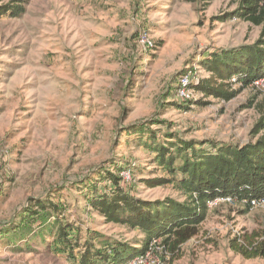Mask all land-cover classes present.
I'll return each mask as SVG.
<instances>
[{
	"label": "rangeland",
	"instance_id": "rangeland-1",
	"mask_svg": "<svg viewBox=\"0 0 264 264\" xmlns=\"http://www.w3.org/2000/svg\"><path fill=\"white\" fill-rule=\"evenodd\" d=\"M0 5L22 9L0 17V231L19 222L29 199L43 198L60 206L68 223L80 229L79 237L96 232L139 248V231L107 223L90 208L96 191L107 192L102 174L119 173L135 198L182 202V191L173 185L147 184L167 178L147 145L193 141L210 150L258 137L250 131L264 87L243 88L227 102L198 91L189 102L175 97L182 74L209 77L200 62L211 52L258 39L260 27L230 16L236 0ZM151 123L155 138L147 130L135 133ZM1 234L0 264H76L53 251L51 237L30 248L17 241L14 248ZM251 234L258 235L256 241L264 235V205L220 204L208 209L197 236L174 255L166 252L165 264H264L263 258L244 259L230 249L234 237ZM71 235L72 244L79 243L73 250L77 259L83 239L77 241L75 231Z\"/></svg>",
	"mask_w": 264,
	"mask_h": 264
},
{
	"label": "trees",
	"instance_id": "trees-1",
	"mask_svg": "<svg viewBox=\"0 0 264 264\" xmlns=\"http://www.w3.org/2000/svg\"><path fill=\"white\" fill-rule=\"evenodd\" d=\"M236 1L237 8L230 16L260 27L259 37L251 45L211 52L200 62L209 77L200 79L194 87L206 98L225 102L254 81L264 79V0ZM18 10L22 9L0 5V17L14 16ZM232 79H235L234 83H231ZM235 85L238 89L233 90ZM255 108L259 117L250 131L252 137L258 136L254 142L241 146L222 145L210 150L197 148L193 141L147 145L156 154L155 163L165 170L167 177L147 184L173 185L182 191L185 197L182 202L171 198L155 201L135 198L123 187L119 173L101 175L100 178L104 177L108 182L107 192L96 191L88 200L90 208L107 223L139 231L143 236L139 248L96 232L88 231L86 237H79L80 229L68 223L60 206L43 198L29 199L19 214V222L9 224L0 234L14 248L17 241H23L24 246L30 248L37 240L45 244V238L51 237L53 251L67 254L76 264H120L141 254L154 240H160L165 251L174 255L183 244L198 235L207 216L208 202L230 197L234 204H244L249 209L251 201L264 199V96ZM152 125L154 123L148 127L142 125L135 133L144 134L147 130L149 136L155 138L150 130ZM74 231L77 241L83 239L77 259L73 250L79 243L73 245L70 239ZM256 237V234L234 237L229 242L230 249L244 259H264V235L259 241Z\"/></svg>",
	"mask_w": 264,
	"mask_h": 264
},
{
	"label": "built area",
	"instance_id": "built-area-1",
	"mask_svg": "<svg viewBox=\"0 0 264 264\" xmlns=\"http://www.w3.org/2000/svg\"><path fill=\"white\" fill-rule=\"evenodd\" d=\"M195 72L188 71L178 79L177 87L175 90V97L180 101H191L195 95V85L198 84L199 79L196 77ZM235 79L231 80L234 83ZM254 89H261L264 87V79L256 80L251 85ZM220 204L232 205L234 201L230 197L218 198L207 203V208L211 209ZM264 205V199L259 201H251V207ZM165 247L160 240H154L148 244L146 249L139 255L131 258L130 260L120 264H165Z\"/></svg>",
	"mask_w": 264,
	"mask_h": 264
}]
</instances>
